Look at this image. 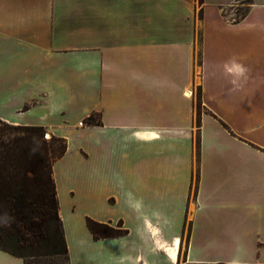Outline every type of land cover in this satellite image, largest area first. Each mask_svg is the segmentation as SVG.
I'll return each mask as SVG.
<instances>
[{"label":"crops","instance_id":"0c3cea01","mask_svg":"<svg viewBox=\"0 0 264 264\" xmlns=\"http://www.w3.org/2000/svg\"><path fill=\"white\" fill-rule=\"evenodd\" d=\"M230 1L217 2L207 24L199 0H0V119L31 125L38 106L64 126L79 110V186L67 194L120 193L105 200L126 204L139 239L113 256L120 264L164 259L155 241L181 246L186 223L182 264H264V0L239 23L220 12ZM231 57L250 69L238 88L223 69ZM92 113L100 123L81 126ZM0 264L24 262L0 250Z\"/></svg>","mask_w":264,"mask_h":264},{"label":"trees","instance_id":"16d2710c","mask_svg":"<svg viewBox=\"0 0 264 264\" xmlns=\"http://www.w3.org/2000/svg\"><path fill=\"white\" fill-rule=\"evenodd\" d=\"M204 0H199L202 19ZM246 13L233 23H239ZM202 113L196 108V127ZM95 114L84 119L98 125ZM224 125V124H223ZM225 126V125H224ZM42 126L12 125L0 119V250L20 258L45 264H70L68 247L59 212L53 166L67 152V140L51 135L45 139ZM198 144V138H197ZM93 241L117 239L129 233L108 221L85 218ZM122 227V220L118 221ZM57 260L52 263V260Z\"/></svg>","mask_w":264,"mask_h":264},{"label":"rangeland","instance_id":"374dc122","mask_svg":"<svg viewBox=\"0 0 264 264\" xmlns=\"http://www.w3.org/2000/svg\"><path fill=\"white\" fill-rule=\"evenodd\" d=\"M198 1V0H197ZM222 0H205L204 6H207L209 14L205 23L211 22V13L215 4ZM253 0H231L227 6L223 7L220 11L228 22H234L239 20L247 11L248 6ZM200 7L197 9V19L199 18ZM213 16H212V24ZM244 29V28H243ZM198 62V61H197ZM32 97L26 93L22 100L30 101ZM199 91L195 89L196 108L199 107ZM33 103H30L23 107L20 112L26 113ZM76 108V107H75ZM79 110H71L68 125L61 126V119L48 113L43 107L35 106L32 111L26 116L25 120L31 125H50L55 126L58 131L68 134L70 136V142H67V151L69 150L71 159L70 164L67 161L59 160L56 166L57 183L59 186V212L62 219L64 235L68 247V256L70 264H120L113 256L117 255L122 250L136 251L139 248V239L137 237V221L134 214L126 206V204L120 200L115 203V200H105L108 194H120L110 192H95L90 198L85 193L78 192L74 196L68 195L67 190L71 186L78 187L79 179L73 176V172H76L78 163L75 160L76 151L82 144H84V137L77 133V130H73L72 124L77 120V114ZM200 112L203 114L204 110L200 106ZM94 121H97V117H93ZM81 126H87L84 120L81 122ZM195 130L197 131L196 123ZM77 128V126H75ZM46 133L44 138L49 139L51 134L48 128L45 129ZM79 131V130H78ZM49 134V135H48ZM65 138V137H64ZM66 139V138H65ZM197 141V134H196ZM69 164V165H68ZM77 173V172H76ZM71 176H70V175ZM99 194H102V199H95ZM89 217L98 222H111V225L116 229L126 228L129 233L122 237L119 241H113V239H106L102 242L93 241L89 231L86 228L85 218ZM122 220V227L118 226V221ZM187 232L188 224L186 223L183 229V234L180 239L181 248L179 252V262L182 264L186 255L187 245ZM121 238V237H120ZM166 242V243H165ZM173 241H164L159 239L155 241V249L162 252L164 259L156 260L155 257L150 258V264H173L165 256L164 251L169 248ZM165 245V246H164ZM163 248V249H162ZM171 248V247H170ZM155 260V261H153ZM29 262L35 264H45L44 260L33 259ZM56 263L57 260L53 259L52 263ZM122 264V263H121Z\"/></svg>","mask_w":264,"mask_h":264},{"label":"clouds","instance_id":"9594fccd","mask_svg":"<svg viewBox=\"0 0 264 264\" xmlns=\"http://www.w3.org/2000/svg\"><path fill=\"white\" fill-rule=\"evenodd\" d=\"M223 69L228 76L232 77L230 83L236 88L239 87L240 81L247 79L248 73L250 71V69L244 64L240 63L236 57H231L228 61L224 62ZM127 202L135 212H141L143 208L142 200L135 199L131 193H128ZM231 264H238V262L232 261Z\"/></svg>","mask_w":264,"mask_h":264},{"label":"bare ground","instance_id":"6f19581e","mask_svg":"<svg viewBox=\"0 0 264 264\" xmlns=\"http://www.w3.org/2000/svg\"><path fill=\"white\" fill-rule=\"evenodd\" d=\"M191 93L188 92L187 95L190 96ZM180 248H181V246L179 245L178 239H175L173 241L172 248H170V247L169 248H166L165 251H164V254L168 258L169 261H171L172 263H174L176 261V251H177V249H179V251H180Z\"/></svg>","mask_w":264,"mask_h":264}]
</instances>
